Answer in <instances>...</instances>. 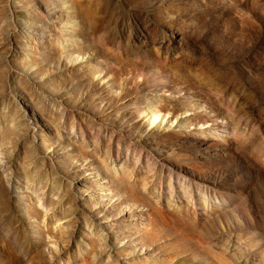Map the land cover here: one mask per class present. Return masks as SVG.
<instances>
[{
	"label": "rangeland",
	"instance_id": "rangeland-1",
	"mask_svg": "<svg viewBox=\"0 0 264 264\" xmlns=\"http://www.w3.org/2000/svg\"><path fill=\"white\" fill-rule=\"evenodd\" d=\"M0 264H264V0H0Z\"/></svg>",
	"mask_w": 264,
	"mask_h": 264
}]
</instances>
